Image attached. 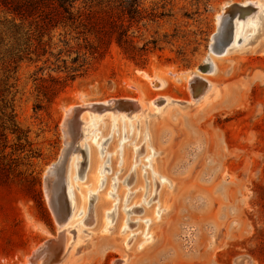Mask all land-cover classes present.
Segmentation results:
<instances>
[{
	"label": "rangeland",
	"instance_id": "rangeland-1",
	"mask_svg": "<svg viewBox=\"0 0 264 264\" xmlns=\"http://www.w3.org/2000/svg\"><path fill=\"white\" fill-rule=\"evenodd\" d=\"M1 1L5 39L2 23L11 16ZM121 1L75 0L74 9L117 22L131 10L134 19L126 25L134 59L115 42L90 54L84 37L61 28L49 45L59 62L46 56L8 73L0 57V107L1 99L8 102L31 151L12 155L17 141L7 132L0 156L17 163L0 178V264H29L62 230L63 244H71L58 264H264V13L256 34L235 47L229 46L231 15L217 19L228 5L264 0H136L125 8ZM225 48L226 55L211 52ZM205 62L215 66L213 74L198 71ZM49 77L61 87L46 98ZM123 101L132 107L99 113L101 104ZM136 105L149 115L132 114ZM89 118L96 126L85 122ZM147 132L162 150V171L175 180L172 190L152 171L155 154L140 146ZM88 147L96 149L94 165ZM127 149L132 159L126 165L120 150ZM163 191L165 213L158 206ZM100 199L106 203L101 220ZM70 216L74 227L65 225ZM97 221L101 228L93 230ZM152 224L156 242L144 248ZM80 227L83 241L76 243Z\"/></svg>",
	"mask_w": 264,
	"mask_h": 264
},
{
	"label": "trees",
	"instance_id": "trees-1",
	"mask_svg": "<svg viewBox=\"0 0 264 264\" xmlns=\"http://www.w3.org/2000/svg\"><path fill=\"white\" fill-rule=\"evenodd\" d=\"M75 0H2L1 4L5 8L8 16L11 19L2 23L4 26V36L0 37V48L3 47L0 57L6 65L8 73H16L18 65L26 61L28 63L39 62L41 58L54 57L56 62H59V55L54 56L49 45L53 39L51 35L58 29H68L70 34L84 37L91 52L90 54H99L100 51L106 50L111 42H115L121 49L124 56L128 59H134L137 56V51L132 41L128 36L127 23L132 22V11L128 10L126 15L122 13L124 20L119 22L112 19L88 13L87 15L74 9ZM136 0H131L127 3L126 0L121 1L120 7L130 6ZM123 12V11H122ZM124 16L126 18H124ZM126 20V21H125ZM69 34V35H70ZM64 35H68L67 33ZM60 36V35H59ZM88 36L94 38L96 46L89 44ZM47 37V41L43 39ZM76 39H78L76 37ZM89 44V46H88ZM64 45H67L64 43ZM1 50V49H0ZM79 56L73 59V62H78ZM65 64V61H61ZM48 63L45 60L44 64ZM66 68V67H65ZM58 70V68H56ZM52 85L43 86V96L55 95L61 85L58 80L49 77ZM0 107V149H6L7 132L14 135L17 141V147L13 154L20 152L31 153L26 150L29 147L25 133L20 131L12 120V112H7L8 102L1 99ZM40 106L35 107L38 110ZM30 158V157H29ZM17 159L13 160L8 155L0 156V178L7 176L11 171L12 164H16Z\"/></svg>",
	"mask_w": 264,
	"mask_h": 264
},
{
	"label": "bare ground",
	"instance_id": "bare-ground-1",
	"mask_svg": "<svg viewBox=\"0 0 264 264\" xmlns=\"http://www.w3.org/2000/svg\"><path fill=\"white\" fill-rule=\"evenodd\" d=\"M247 8H253L254 10L253 11H251L250 13H248V14H244V13H242V10H244V9H247ZM264 13V4H262V3H260L259 1H253V2H244V3H241V4H237V5H228V6H226V7H224V9H223V14L221 15V16H219L217 19H218V21H222V17H223V15H226V14H228V16L229 15H231L230 16V19H229V26H230V34H229V37H230V40H229V46L230 47H235L238 43H242V42H244V41H246V40H248V39H250V38H252L255 34H256V29H259V26H260V21H259V19H260V17H262L263 14ZM219 23V22H218ZM228 47V46H227ZM211 52L214 54V55H226V54H228V49L227 48H225V49H222V51H220V50H212L211 49ZM206 64L204 65V66H202V67H200V68H198V71L200 72V73H207V74H213L214 72H215V66H210L207 62H205ZM196 78L194 77V80H195ZM199 82V81H198ZM198 82H195L196 84L198 83ZM194 83V84H195ZM199 83H201V82H199ZM193 84V85H194ZM206 84V83H205ZM201 86V85H200ZM208 86V85H207ZM206 86V87H207ZM211 86V85H210ZM156 87V86H155ZM201 88H202V86H201ZM200 89V88H199ZM205 89H207V88H205ZM204 89V90H205ZM208 89H210V88H208ZM208 89H207V91H208ZM202 90V89H201ZM206 91V92H207ZM203 92V91H202ZM204 93V92H203ZM204 94H206V93H204ZM203 95V94H202ZM201 97V96H200ZM196 100V99H195ZM132 102V101H131ZM131 102H129V101H123V102H120V104H113V105H116V106H112L111 105V107H108V106H106V105H100V109H101V111L99 112V113H105V112H108L109 110H114L115 112L117 111V108H122V109H128L129 107H132V103ZM137 102V101H136ZM135 102H133V104H134ZM166 104V103H165ZM125 105H127V106H125ZM135 105V104H134ZM137 106V109H135V111H133L132 112V114H134V113H136V115L138 114V113H142L143 115H144V117H146L147 115H149L148 113H146V111H147V109H146V107L144 108V110L143 109H141V107H140V105H139V107H138V105H136ZM150 106L152 107V106H154V107H156L157 106V102L156 101H152L151 103H150ZM87 108V107H86ZM135 108V107H134ZM152 110H153V108H152ZM96 110L93 108V110H92V112H95ZM120 112V111H119ZM118 111L116 112V114H118L119 113ZM77 114H78V112H77ZM101 114V115H102ZM124 114V113H123ZM93 120V121H92ZM96 121L97 120H95V119H92L91 118V120H90V118L89 119H87V120H85V122L88 124L89 123V125L90 126H96ZM80 127H81V125H80ZM116 141V140H115ZM114 142V141H113ZM157 141L155 140V138H154V136L151 134V132H147V138H146V141L145 142H143V143H141L140 144V146L143 144V146H144V148H146L147 149V147L148 148H150V150H151V152H153L154 154H155V156L152 158V160H151V166H152V171L154 172V174H157L159 177H161L162 178V180L164 179V181H166L167 183H168V185H169V188H171V190H172V186L174 185V179H172V177L170 178V176H168V173L166 172H164V171H162V169H161V167H160V159H159V153H161V149H160V146H159V144L158 143H156ZM145 149V151L144 152H146L145 154H146V156L148 155V149L146 150ZM88 150H89V152L92 154H90L91 156H92V158H93V162H92V165H94L95 164V162H94V159L96 160L97 158H95V156H94V152H95V150L96 149H92L91 147H88ZM71 154V153H70ZM120 154H121V156H122V159H121V161H122V163H124V164H126L127 165V162L128 161H130L131 159H132V155H131V152L127 149V150H124V151H122V150H120ZM96 155H97V153H96ZM94 156V157H93ZM72 157V156H71ZM71 159L72 158H69L68 159V161L70 162L71 161ZM62 160H63V158L61 157L58 161H57V163H56V165H53L49 170H48V172H47V174H48V176H51L52 174H54L57 170H58V168L61 166V163H62ZM92 161V160H91ZM72 163V165L71 166H73V161L71 162ZM97 163V162H96ZM69 165H70V163H69ZM92 165H90V166H92ZM128 165H129V163H128ZM113 167H115V166H113ZM90 168V167H89ZM96 168V167H95ZM71 168H70V166L68 167V170H70ZM72 170V169H71ZM90 170V169H89ZM92 171V170H91ZM72 172V171H71ZM88 172H90V171H88ZM67 173H70L69 171H67ZM93 173V172H92ZM71 176H72V174H71ZM91 176H92V174H91ZM93 177H94V174H93ZM140 177V176H139ZM88 178V177H87ZM90 178V177H89ZM92 180H93V178H91ZM121 179V178H120ZM91 180V181H92ZM86 182V181H85ZM94 182H96L95 180H94ZM98 183V182H97ZM138 182L136 181V184H137ZM83 184V183H82ZM96 184V183H95ZM81 185V184H80ZM95 186V185H94ZM140 186V185H139ZM81 187H82V185H81ZM95 187H97V185L95 186ZM80 188V187H79ZM83 188V187H82ZM175 188V187H174ZM92 189V188H91ZM66 191V190H65ZM64 192V191H63ZM69 193L70 191H66V193ZM170 192V191H169ZM66 193H65V202H66V206H67V202H68V198L66 197ZM100 193V192H99ZM104 193V192H103ZM169 194H171V193H169ZM69 195V194H68ZM103 196H104V194H102ZM70 196V195H69ZM100 196L101 195H99V198H100ZM119 196V195H118ZM82 197V196H81ZM166 197H167V193L165 192V191H163V192H161V193H159L158 194V206H159V208H160V211L161 212H163V213H165L166 212V210L168 211V209H169V207H166V205H167V202H165V200H166ZM168 197H170V196H168ZM77 198H78V196H77ZM76 198V199H77ZM105 198V197H104ZM74 199V198H73ZM84 198L82 197V200H83ZM86 199V198H85ZM101 200V199H100ZM105 200V199H104ZM138 200H139V196H135L131 201H130V205L131 204H136L137 202H138ZM72 201H74V200H72L71 199V202ZM80 201V200H79ZM97 201H99V200H96V202ZM82 202V201H81ZM70 204L71 203H69V206H70ZM73 204V203H72ZM83 204H84V200H83ZM97 204V203H96ZM104 203H103V201L101 200L100 201V203H99V206H97V207H99L98 208V210L100 209L101 211L103 210V208L104 207H106V206H104L103 205ZM74 205V204H73ZM76 205V204H75ZM79 205V204H78ZM81 205H82V203H81ZM86 205V204H85ZM69 206H67V207H69ZM96 206V205H95ZM74 208V207H73ZM82 207H79V209H81ZM86 208V207H85ZM66 209V208H65ZM79 209H78V212H79ZM83 210H84V208H83ZM81 211V210H80ZM153 210H148V211H146V214H148V215H152L153 214ZM75 213H76V211H75ZM82 213V212H81ZM88 213V212H87ZM97 213V215L100 213V215H98L99 216V218H100V220L102 219V213L104 214V212L102 211V212H96ZM72 214V213H71ZM95 214V213H94ZM76 215V214H75ZM77 216V215H76ZM75 217V216H74ZM84 217V216H83ZM87 217V216H86ZM95 218V217H94ZM77 219H78V217H77ZM151 219V218H150ZM68 221H66L67 223L65 224L66 226H71V224H72V216H70L69 217V219H67ZM73 220H74V218H73ZM76 220V219H75ZM99 220V221H100ZM153 219H151V221H152ZM70 221V222H69ZM77 221V220H76ZM83 222V220H80L79 222H77L78 223V225H81V223ZM122 222V219H120V221L118 222L119 223V226H120V223ZM64 223V222H63ZM80 223V224H79ZM85 225H92L90 222L87 224L86 222L84 223ZM65 225L63 226V228L65 227ZM73 225V224H72ZM75 225V224H74ZM74 225H73V227H74ZM94 226L92 227L93 228V230L95 229V230H100V228H101V222H95V224H93ZM76 226V225H75ZM83 226V225H82ZM156 224H152L149 228H147V233H148V237H149V239H151V242L149 243V244H147L146 246H143L144 248H146V247H150V246H152L155 242H156V233H155V228H156ZM72 227V226H71ZM67 228V227H66ZM118 229H119V227H117ZM80 229H81V227H80ZM82 230V231H81ZM80 230V234H77L76 235V237L74 238V240L73 241H75L76 243H81L82 241H83V237L81 236L82 234H83V229H81ZM60 231V230H59ZM65 231L66 230H62V231H60L59 233H58V236H57V240L56 241H52V242H48V243H46L45 245H43L41 248H40V251H38L36 254H35V256H34V258H33V260H32V257L30 258L31 259V261L30 260H28L29 261V264H58V263H60L62 260H63V258H65V256L67 255V252H68V250L70 249V244L71 243H69V245L67 246V242H65V245L63 244V242H64V233H65ZM74 231V230H73ZM58 232V231H57ZM99 232V231H98ZM117 232V231H116ZM97 233V232H96ZM84 235V234H83ZM75 236V235H74ZM56 239V238H55ZM124 243V242H123ZM134 244V243H133ZM133 244H131L130 245V248L128 249V250H130L131 248H133V247H131ZM124 245V244H123ZM58 246H61L62 247V249H61V251H59V247ZM141 246V243H139L138 245L137 244H135V246L134 247H137V249L139 248ZM58 250H57V249ZM65 248H67L66 249V251H65V253H62L64 250H65ZM142 248V247H141ZM54 250L57 254H56V256L58 255L59 256V259L57 258L56 260H50V256L48 255V251L49 250ZM54 252V253H55ZM41 255H43V256H41ZM29 259V258H28ZM125 261V260H124ZM27 264V263H26ZM123 264H124V262H123Z\"/></svg>",
	"mask_w": 264,
	"mask_h": 264
},
{
	"label": "water",
	"instance_id": "water-1",
	"mask_svg": "<svg viewBox=\"0 0 264 264\" xmlns=\"http://www.w3.org/2000/svg\"><path fill=\"white\" fill-rule=\"evenodd\" d=\"M62 163H63V160H62ZM48 183V180H47V178H46V184ZM51 251H53L52 249L51 250H49L47 253H48V255L50 256V252ZM57 254V253H56ZM56 254H54L53 256H50V260H56L57 258L59 259V256L57 255L56 256ZM41 256H43V255H41Z\"/></svg>",
	"mask_w": 264,
	"mask_h": 264
}]
</instances>
